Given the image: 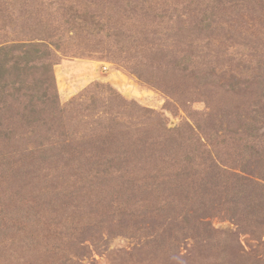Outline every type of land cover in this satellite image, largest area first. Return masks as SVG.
Masks as SVG:
<instances>
[{
  "label": "trees",
  "instance_id": "1",
  "mask_svg": "<svg viewBox=\"0 0 264 264\" xmlns=\"http://www.w3.org/2000/svg\"><path fill=\"white\" fill-rule=\"evenodd\" d=\"M257 10L264 0H0V264L16 242L64 264L102 231L145 234L173 258L222 233L209 217L264 230V42L237 36ZM93 52L171 97L197 90L204 121L170 127L100 81L63 103L58 58ZM229 65L244 80L218 83Z\"/></svg>",
  "mask_w": 264,
  "mask_h": 264
},
{
  "label": "rangeland",
  "instance_id": "2",
  "mask_svg": "<svg viewBox=\"0 0 264 264\" xmlns=\"http://www.w3.org/2000/svg\"><path fill=\"white\" fill-rule=\"evenodd\" d=\"M241 23L243 27L239 33L242 36L237 34L238 37L246 38L247 40H244L250 44L253 41L264 42L263 12L257 10V12L248 13L241 19ZM91 49L96 51L94 44ZM101 49L105 52L103 46ZM107 55V53L98 52L90 53L86 57L60 55L54 71L63 103L94 82L100 81L111 84L125 98L135 100L147 109L161 112L170 127L185 122L194 123L198 118L204 121V117L199 116L198 113L205 112L208 107L205 101L200 99L202 95H197V90L191 92L190 102L187 96L174 95L171 97L166 91L139 79L135 73L125 67L126 64L122 61L112 59ZM236 71L230 65L225 66L223 70L216 73L218 83H229L232 77L238 76ZM247 73L248 69L245 70V74ZM214 78L209 80V86L214 83ZM238 78L244 80L241 76ZM255 99L254 96L253 100ZM213 127H218V124L214 122ZM208 220L213 223L215 230L222 233H217L210 242L203 241L201 244H196L192 237L186 239L180 243L176 251V253L180 251V256L173 258L168 256L173 254L172 252L166 255L163 254V249L155 245H146L148 238L145 234H143L145 236H133L118 232L109 236L106 231H102L98 235L97 244L90 239L85 240L83 236L76 239L75 243L79 253L86 254L74 256L72 252L66 250V260L64 258L62 260L64 264H192L193 261L194 264H200L195 261L200 254L201 256L210 255V260L203 264H244L246 262L264 264L263 228H253L246 222L243 227H239L234 220L225 216L209 217ZM18 243L16 242L17 248L15 249L9 250L12 245L6 247V257L1 264L40 263L26 254L23 251L26 249ZM213 244L220 245L214 246ZM45 264L50 263L45 262Z\"/></svg>",
  "mask_w": 264,
  "mask_h": 264
}]
</instances>
